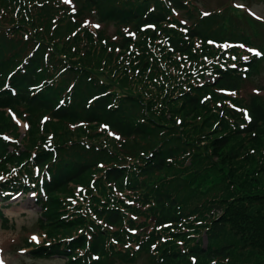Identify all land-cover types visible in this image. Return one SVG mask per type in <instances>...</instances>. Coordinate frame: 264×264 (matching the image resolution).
<instances>
[{
	"label": "trees",
	"instance_id": "obj_1",
	"mask_svg": "<svg viewBox=\"0 0 264 264\" xmlns=\"http://www.w3.org/2000/svg\"><path fill=\"white\" fill-rule=\"evenodd\" d=\"M67 1L0 0V194L40 192L32 257L264 264V94H241L264 25L198 0Z\"/></svg>",
	"mask_w": 264,
	"mask_h": 264
},
{
	"label": "rangeland",
	"instance_id": "obj_2",
	"mask_svg": "<svg viewBox=\"0 0 264 264\" xmlns=\"http://www.w3.org/2000/svg\"><path fill=\"white\" fill-rule=\"evenodd\" d=\"M67 2L73 9L76 10L78 8L75 0H68ZM198 2L200 9L206 14L214 12L222 6L231 5L264 25V0H198ZM179 14L181 15L182 13ZM86 21H88L86 25L93 30L96 28L104 29L105 34L113 39L119 37L117 27L113 24L99 23L95 17L87 18ZM128 31H130V27H125L124 32L130 34ZM262 41L264 42V34H262ZM257 43H261V41L259 40ZM252 93L264 94V65L261 69V75L255 77L242 88V95L247 97ZM23 121L25 123L19 122L21 127L19 130L21 133L19 141L24 137L28 128L27 121ZM75 190H79V187L75 186ZM13 197L12 201L0 205L3 208L2 212L5 215V220H7V223H1L0 220V264H66V261L58 256L50 259L32 257L30 254L32 247H28L26 241L37 246L46 238L44 230L39 227L40 207L38 204H34L33 194ZM133 264L152 263L147 256H143Z\"/></svg>",
	"mask_w": 264,
	"mask_h": 264
}]
</instances>
